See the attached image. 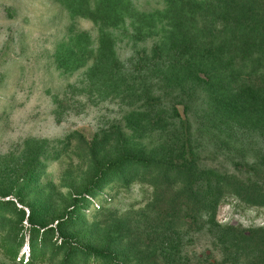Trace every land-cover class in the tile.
<instances>
[{
	"label": "rangeland",
	"instance_id": "1",
	"mask_svg": "<svg viewBox=\"0 0 264 264\" xmlns=\"http://www.w3.org/2000/svg\"><path fill=\"white\" fill-rule=\"evenodd\" d=\"M165 5L0 0V264H264L255 189L184 216L167 184L122 164L193 146L201 165L243 179L264 163L263 128L233 125L219 144L197 94L168 86L165 52L151 60Z\"/></svg>",
	"mask_w": 264,
	"mask_h": 264
},
{
	"label": "trees",
	"instance_id": "2",
	"mask_svg": "<svg viewBox=\"0 0 264 264\" xmlns=\"http://www.w3.org/2000/svg\"><path fill=\"white\" fill-rule=\"evenodd\" d=\"M165 1L161 18L166 22L160 33L152 31L158 39L153 43L151 60L161 56L158 51L165 52L162 70L168 86L176 87L184 101L197 94L205 108L206 131L212 127L219 144L226 140L219 133L233 125H256L263 130L264 0ZM151 23L147 28L154 30L156 25ZM184 108L188 114V102ZM180 155H130L122 164L133 172L132 178L149 182L155 191L161 183L167 184L172 189L167 208L184 216L213 211L229 196L247 201L245 197L252 195L250 188L255 189L254 196L264 197V163L259 158L255 163L262 164L261 174L243 179L233 172L201 165L194 146ZM120 172L125 179L126 174ZM88 255L95 259L93 253ZM32 261L31 255L25 259Z\"/></svg>",
	"mask_w": 264,
	"mask_h": 264
}]
</instances>
